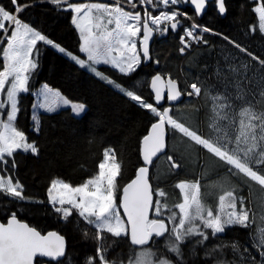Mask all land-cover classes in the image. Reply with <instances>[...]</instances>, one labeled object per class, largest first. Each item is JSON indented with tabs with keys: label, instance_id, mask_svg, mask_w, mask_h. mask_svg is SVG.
Segmentation results:
<instances>
[{
	"label": "snow or ice",
	"instance_id": "snow-or-ice-1",
	"mask_svg": "<svg viewBox=\"0 0 264 264\" xmlns=\"http://www.w3.org/2000/svg\"><path fill=\"white\" fill-rule=\"evenodd\" d=\"M36 2H47L57 7L66 5L61 10L74 13L71 23L79 32L81 43L78 51L86 54V59L66 50L48 35L42 34V31L36 30L20 18L22 12L34 6L32 0H10L12 5L10 9L0 6V30L7 33L8 25L14 26L8 37L7 48L3 51L6 63L3 71H0V92L4 91L9 77L13 78L11 87L7 89V107L10 110L6 112V122H0L3 128V131H0V170L7 165L6 157H14L18 150L24 153L30 152L34 156L39 155L38 144L29 141L26 133L18 130L13 122L18 119V113L21 111L18 107V95L30 93V75L38 70L36 57L41 55L38 42H43L59 54L65 55L79 68L90 70L95 77L114 86L136 106L147 110L156 118V122L151 123L148 134L143 137L142 156L145 165H151L153 158L165 150L166 134H168L174 140L187 138L184 142H191L190 147L198 146L200 150H206V153L210 154L208 160L218 158L213 163L218 167L226 166V177H239L242 174L247 178L243 183L252 181L264 187V112L257 114L250 107L242 108L240 116L245 117L247 123L241 119L239 131H235L231 127L230 114L226 111L233 106L230 102L232 97L228 93V83H224L220 91L211 95L213 101L211 130L205 132L194 122L195 114L199 112L198 107L193 106L190 112L181 110L186 113L187 118H185L180 112L163 106L164 92L166 89L167 102H176L183 95L200 97L202 89L203 95L208 96L209 90L215 89V85H208L201 80L200 86L193 82L181 88L176 79L165 80L157 72L150 79V90L154 93V97L153 102H149L143 92L138 94L136 91L128 90L127 86H122L120 82L109 79L97 70L98 65H110L125 77L131 76L141 66V56L143 62L151 59L149 42L154 32L161 36L167 34L169 28L172 32H176L182 24L179 17L192 19V16L178 8H173L171 11L162 10L158 15L145 10L142 20L141 12L134 11L137 8L136 0H125L133 10L119 6V0H114L115 6L107 3H72L70 0H36ZM158 2L165 8L190 4L193 6L195 17H200L206 10L209 0H158ZM145 3L156 6V0H139V4ZM215 5L220 15L226 14L225 0H215ZM253 11L258 14V30L264 34V2L255 6ZM198 30L199 34H197ZM211 31L209 27L201 28L196 23L184 27L183 34L179 37L183 45L179 49L180 53H184L185 49L190 47L191 41H203L207 44L208 41L204 39L203 34ZM223 38L229 40L227 36ZM230 42L264 69V58L256 56L235 41ZM225 59L229 58L225 57ZM240 68L243 69L247 79L251 66L241 64ZM232 71L236 72L237 69L233 66ZM252 80L256 82L258 88L264 87V71L255 72ZM241 84L240 80H236L233 85L237 92L235 99L239 101L245 99V90ZM189 88L190 91L187 90ZM35 95L42 97V102L33 104L32 107L43 109L48 114L56 113L63 105L70 106L71 113L79 118L88 107L86 102H73L60 90L50 87L47 82L42 84ZM5 108L6 105L0 103V110ZM32 119L35 123L34 131L39 134L41 122L35 116ZM167 159L173 161L171 165L173 169L186 167L182 162V154L176 157L169 155ZM98 168V174L79 186L73 187L63 179H53L47 189L48 203L55 213L62 214L64 221L75 212L89 225H95L97 231L92 239L98 242L96 254L85 256L80 264H187L183 246L191 238L200 237L194 243L197 247H204L210 238L225 233L229 226L250 227V215L245 208V198L238 195L237 187H231L230 190H225L219 195L218 207L213 208L204 202L207 194L202 196L199 180L195 182L182 180L175 185L183 195V202L174 204V207L179 209L178 215L172 207H169L167 201L160 199L167 196L164 190L154 192L149 182V167H139L135 178L126 186H122V191L117 183V177L121 174V164L116 162V154L111 147L104 150L103 162L98 164ZM224 183L225 178L221 177L218 186L223 187ZM118 192H120L119 202H117ZM4 193L19 201L27 199L20 182L16 180L14 183L12 178L5 180L0 177V194ZM154 194L158 197L155 201ZM150 210L154 213V218L149 217ZM124 217L127 218L126 221ZM102 233L111 234L115 238L128 237L130 245L137 246L138 250H134L126 262L121 258L109 260L107 253L110 247L105 242L107 237ZM154 238H164V241L159 247H154ZM254 246L264 258V231ZM223 249H229L233 258L229 259L224 255ZM246 251L245 248L242 252L239 243L234 242L218 247L208 246L199 255L201 259L212 260L213 264H248L249 257L244 255ZM37 256L50 258L56 264H60L63 259L65 264H69L71 258L66 252L65 235L59 234L58 231H48L46 235H42L36 227L18 219L16 211L11 212V218L6 223L0 222V264H33ZM250 259L252 264H255V257ZM37 264L40 262L38 261ZM260 264H264V259H261Z\"/></svg>",
	"mask_w": 264,
	"mask_h": 264
},
{
	"label": "trees",
	"instance_id": "trees-1",
	"mask_svg": "<svg viewBox=\"0 0 264 264\" xmlns=\"http://www.w3.org/2000/svg\"><path fill=\"white\" fill-rule=\"evenodd\" d=\"M33 7L27 8L20 14L24 22L42 34L48 35L70 50L73 54L81 55L78 48L81 43L79 32L71 23L73 13L63 11L51 3H40L32 0ZM227 12L221 16L216 8L215 0L208 2L207 8L202 16L195 17L194 10L189 4H181L178 7L193 17L194 20L214 30L216 34H203L207 44L200 42L187 49L183 54L179 49L181 46L179 37L184 25L189 24L185 20L183 26L177 31L169 32L166 35H156L151 46V59L143 62L138 71L129 77L120 74L111 66L99 65L98 69L105 75L127 86L128 90L143 92L149 102H153L154 94L150 90L151 77L159 72L163 76H170L176 79L180 87L193 82L200 86L204 80L208 85L214 84V79L219 78V69L223 66V53L228 51L248 59L260 70L261 66L253 61L244 52L239 51L229 41H235L248 51L260 58H264V34L258 30V14L253 9L264 0H225ZM156 4H160L156 0ZM0 6L11 8L10 0H0ZM155 12L154 9L139 8ZM229 37V41L223 37ZM5 38L0 31V71L4 68L2 50ZM41 55L38 60V70L30 75V93L18 95V119L14 121L18 130H23L29 141H35L40 149L39 155L34 156L30 152L24 153L18 150L14 157L8 158L6 167L0 170L4 176H9L15 182L18 180L24 189L27 199L19 201L14 197H8L6 193L0 194V219L5 222L11 212L16 211L17 218L34 226L43 232L56 230L66 237V252L71 260L69 264H80L83 258L88 255H95L98 242L92 237L96 228L89 225L87 221L80 218L78 214L67 220L62 215L55 213L53 207L48 203L47 189L53 179H63L71 186H78L98 172V164L103 160V152L111 147L116 154V161L121 164V174L117 177L118 186H124L136 174L137 169L142 165L140 144L142 138L147 134L151 123L156 121L147 110L141 109L126 98L119 90L106 81L95 77L87 69H81L69 58L59 54L51 46L38 42ZM158 61V66L154 65ZM47 82L50 87L60 90L63 95L71 100L86 102L87 110L81 117L71 113L70 108H61L54 114L39 112L40 120L39 134L32 128L31 108L34 103V91L41 84ZM138 82V83H137ZM9 82L1 93V101L4 103L7 96ZM190 91V89H187ZM264 98V96H263ZM208 96L188 97L184 95L183 100L175 107L199 108L195 114L198 121L201 118L200 109L206 107ZM5 116V111H0ZM186 140V138H184ZM183 144H186L183 141ZM189 145V144H188ZM176 140L168 135V148L164 155L159 156L150 168V181L154 192L164 190L167 196L162 201H167L171 206L181 201V194L175 187L177 181L182 178H198L195 161L197 150L191 147L192 152L180 153ZM183 156L185 168L173 169V161L167 157ZM15 161V167H13ZM220 172V171H216ZM239 193V191H238ZM120 192L117 194L119 202ZM154 201L157 197L154 194ZM42 201V202H41ZM177 212V209L173 207ZM152 215V211H151ZM167 215V211H165ZM107 237L105 241L110 251L107 253L109 260L121 258L125 262L133 249L137 246L130 245L128 237L115 238L111 234L102 233ZM200 237L191 238L183 246L184 258L187 264H213L212 260L201 259L199 253H203L208 246L218 247L238 242L244 255L249 257L248 264H252L251 257H255V264L259 262V253L251 238V228L241 226H229L226 232L218 234L216 238H210L204 247H197L194 241ZM154 247H159L164 238H154ZM194 250V251H193ZM223 254L232 259L229 249H223ZM44 262L43 259H36V262ZM48 264H56L48 260ZM60 264H65L61 259Z\"/></svg>",
	"mask_w": 264,
	"mask_h": 264
},
{
	"label": "rangeland",
	"instance_id": "rangeland-1",
	"mask_svg": "<svg viewBox=\"0 0 264 264\" xmlns=\"http://www.w3.org/2000/svg\"><path fill=\"white\" fill-rule=\"evenodd\" d=\"M70 2H72V3H107L111 6H115L114 0H70ZM136 3H137V8L134 11L141 12L142 20H143V13H142V10L139 9L141 7L156 10L155 12H152L153 15H158L159 12L162 10L171 11L173 8H178L180 11H182L178 6H169L168 8H165V6L162 3L156 4L155 7H153L152 5H148L146 3L141 5V4H139V0H136ZM119 6L124 7L126 10H133L132 6L130 4H127L125 2V0H119ZM65 7H66V5H65ZM73 15H74V13H73ZM187 21L189 24L184 25V27H189L192 23H197V21L194 20L193 18L187 19ZM197 24L202 25L199 22ZM202 26H205V25H202ZM8 27H9V31L7 33H4L2 30H0L2 37L5 38V43H4L3 50H2V57H3L4 49L7 48L8 37H10L11 31L13 30L14 26L8 25ZM109 27H112V26H109ZM152 27L155 28V26H152ZM161 27H163V25ZM182 34H183V32H182ZM197 34H199V30L197 31ZM209 34H214V32H209ZM156 35L161 36L159 33H156ZM229 40H227V41H229ZM191 42L193 43L195 41H191ZM137 47H138V49L140 47L139 40L137 41ZM181 47H183L182 44H181ZM79 56L81 58L86 59V54H83V56H81V55H79ZM225 57H228L229 59L226 60ZM141 59H143L142 56H141ZM3 60H4V57H3ZM5 63H6V61L4 60V65H5ZM241 64H249L251 66L250 70L247 73V79H245V74H244L243 69L240 68ZM98 66H96L97 70L100 71L98 69ZM233 66L237 69L236 72L232 71ZM219 70H221L219 78H215L213 80L214 81L213 85H215V89L209 90L210 94H209V99L207 100V103H206V107H201V109H200L201 118H199L198 121L195 118L194 122L196 124H198L205 132H208L211 130L210 129V124H211L210 117L212 116V105H213L211 95L215 94V92H217V91H220L222 88V85L224 83H228L229 84L228 93L232 97V100L230 102L232 103L233 106L231 109H227L226 111L229 112L231 120H232L231 127L235 131L238 132L239 128H240V120L244 119L245 122L247 123V119L245 117L240 116V111L242 108L250 107L257 114L264 112V98H263L264 95H260V93H264V87L258 88L256 86V82L252 80V77H253L255 72L263 71V70H260L257 66H255L253 63H251L248 59H246L244 57L242 58V56H240V55L232 54L231 51L230 52L226 51L223 53V66ZM1 71H3V69ZM108 78L111 79L110 77H108ZM12 79H13L12 77H9V81H8L9 87H11V80ZM236 80H240L242 82L241 86L245 90V92H244L245 99L243 101H239V100L235 99L237 92H236L235 88L233 87V85L235 84ZM249 81H252V82L249 83ZM42 84L43 83H41L34 91V97L35 98H34L33 104H39L42 102V97L35 95V93L39 91ZM54 90H56V89H54ZM1 93L2 92H0V103H3L1 101ZM72 101L78 102V101H74V100H72ZM4 104L6 105V108L3 110H0V111L1 112L5 111V110H6V112L9 111L10 108L7 107V105H8L7 96H6V100H5ZM61 108H70V106L61 105L57 110H59ZM175 108H176L175 111L180 112V114L182 116H185V118H187L186 113L181 112V110H188V112H190V110H191L190 106L185 107V108L177 106ZM41 111L45 112L43 109H39L38 107L37 108H33V107L31 108V121H32V128L33 129L35 127V123H34V120L32 119V117L35 116L38 118V114ZM0 122H6V114H5V116H3L0 113ZM13 125L15 126L14 122H13ZM0 131H3L2 126H0ZM257 134H259V129H257ZM177 135H179V134H177ZM183 141L184 140H176V143L178 144L177 149L179 150L180 153H183V150H185V153L186 152L191 153L192 149L189 146L191 142L183 144ZM195 148L197 150L196 159H198L197 161H195V165L197 167L196 170H197L198 178H196V179L182 178V179H179L177 181V183L181 182L182 180H190L193 182L199 180V182L201 183L202 196L205 193L207 194V197L204 200V202L206 203L207 206H210L213 208L218 207L219 195L223 194L225 190H230L231 187H237L238 191H239L238 195L243 196L245 198V208H246V210L249 211V215H250V220H249L250 227L249 228H251V238H252V241L255 245L258 242V240L262 234V231H264V187L256 184L255 182H252V181H248L247 183H243V181L247 180V178L243 177L242 174L239 177H226V175H225L226 166L218 167L213 163V161L218 159V158H213L212 160H208L207 157L210 154H207L206 150H200L198 146H195ZM101 162H103V160ZM216 171H220V172H216ZM98 172H99V169H98ZM98 172L96 174H98ZM0 177L4 178L5 180L10 178L9 176H4L1 173H0ZM221 177L225 178V183H224L223 187L218 186ZM73 187H75V186H73ZM180 194H181V201L178 203L183 202V195L181 192H180ZM160 199L162 200V198H160ZM238 206H239V204H238ZM169 207L173 208L174 204H172L171 206L169 205ZM176 209H177V214L179 215V209L178 208H176ZM121 215L123 216L122 212H121ZM150 218H154L153 212H152V215ZM92 225L95 227L94 224H92ZM206 231L210 232V230H206ZM134 250H138L137 247H135L133 249V252H134ZM257 250H258V248H257ZM258 253H259V250H258ZM261 259H264V258H262L259 255L258 264H260Z\"/></svg>",
	"mask_w": 264,
	"mask_h": 264
},
{
	"label": "water",
	"instance_id": "water-1",
	"mask_svg": "<svg viewBox=\"0 0 264 264\" xmlns=\"http://www.w3.org/2000/svg\"><path fill=\"white\" fill-rule=\"evenodd\" d=\"M209 1H211V0H209ZM190 5V4H189ZM190 7L193 9V6H191L190 5ZM207 8V7H206ZM194 10V9H193ZM205 12V11H204ZM203 15V14H202ZM201 15V16H202ZM225 15V14H224ZM224 15H221V16H224ZM181 19V18H180ZM181 21H182V24H181V26L184 24V21L181 19ZM151 26V25H150ZM180 26V27H181ZM179 27V28H180ZM179 28H178V30H179ZM171 30V29H170ZM177 30V31H178ZM176 31V32H177ZM141 36H142V33H141ZM155 36H156V32H154L153 33V37H152V39L150 40V42H149V47H150V56H151V46H152V43H153V41H154V38H155ZM150 61V60H149ZM148 62V61H147ZM154 65L157 67L158 66V63L157 62H155L154 63ZM156 74V73H155ZM154 74V75H155ZM161 74V73H160ZM162 75V74H161ZM162 78L163 79H165V80H167V79H169V78H171L170 76H163L162 75ZM173 79V78H172ZM178 83V82H177ZM178 85H179V83H178ZM149 86H150V83H149ZM180 86V85H179ZM154 94V93H153ZM164 95H165V101L163 102V106H166V107H170V109H172L173 108V106H175V105H177L178 103H180L182 100H183V98H184V95L178 100V101H176V102H167V100H166V97H167V90L165 89V92H164ZM170 114H171V112H170ZM156 122V121H155ZM151 127V126H150ZM166 128H168V126L166 125ZM150 131V128H149V130H148V132ZM148 132H147V134H148ZM146 134V135H147ZM143 138H142V140H141V144H140V154H141V159H142V165L140 166V167H142V166H147V167H149V182H150V184H151V181H150V168H151V166H152V164L151 165H145L144 164V162H143V156H142V148H143ZM167 148H168V134H166V147H165V150L162 152V153H159L158 155H157V157H154L153 158V162L159 157V156H161V155H164L166 152H167ZM170 161V160H169ZM139 169V168H138ZM138 169H137V171H138ZM137 171H136V173H137ZM136 175V174H135ZM135 178V176L132 178V179H134ZM131 179V180H132ZM131 180L128 182V183H130L131 182ZM127 185V183L124 185V186H126ZM152 185V184H151ZM121 211H122V214H123V210L121 209ZM150 215H151V210H150V212H149V217H150ZM11 218V216L8 218V219H10ZM7 219V220H8ZM124 219H125V221H126V217H124ZM7 220L5 221V222H3L1 219H0V222H2V223H6L7 222ZM22 222H25V221H22ZM27 223V222H26ZM31 226V225H30ZM49 231H56V230H49ZM47 232L48 231H46V232H41V234L42 235H46L47 234ZM60 234V233H59ZM67 244V243H66ZM37 258H39V259H43L44 260V262H40V264H48L47 263V261L48 260H51L50 258H46V257H39V256H37L36 258H34V261H33V264H37V262H36V259Z\"/></svg>",
	"mask_w": 264,
	"mask_h": 264
},
{
	"label": "bare ground",
	"instance_id": "bare-ground-1",
	"mask_svg": "<svg viewBox=\"0 0 264 264\" xmlns=\"http://www.w3.org/2000/svg\"><path fill=\"white\" fill-rule=\"evenodd\" d=\"M202 27H204V26H202ZM211 32H214V33H216L214 30H212ZM182 35V34H181ZM201 42H203V41H201ZM200 42H190V47L189 48H186L185 49V51L187 50V49H190L192 46H194V45H196V44H199ZM180 48H181V46H180ZM183 54V53H182ZM122 212V211H121ZM67 245V244H66Z\"/></svg>",
	"mask_w": 264,
	"mask_h": 264
},
{
	"label": "built area",
	"instance_id": "built-area-1",
	"mask_svg": "<svg viewBox=\"0 0 264 264\" xmlns=\"http://www.w3.org/2000/svg\"><path fill=\"white\" fill-rule=\"evenodd\" d=\"M184 13H185V12H184ZM197 23H198V22H197ZM197 23H196V24H197ZM198 25H199V24H198ZM199 26H201V27H202V25H199ZM202 28H203V27H202Z\"/></svg>",
	"mask_w": 264,
	"mask_h": 264
},
{
	"label": "flooded vegetation",
	"instance_id": "flooded-vegetation-1",
	"mask_svg": "<svg viewBox=\"0 0 264 264\" xmlns=\"http://www.w3.org/2000/svg\"><path fill=\"white\" fill-rule=\"evenodd\" d=\"M180 28H181V27H180ZM180 28H179V29H180ZM169 30H170V28H169ZM170 31H171V30H170ZM165 35H166V34H165Z\"/></svg>",
	"mask_w": 264,
	"mask_h": 264
}]
</instances>
